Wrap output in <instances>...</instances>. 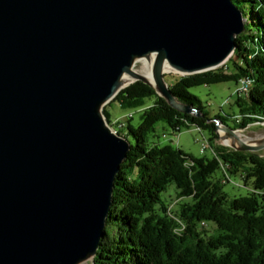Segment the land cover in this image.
<instances>
[{
    "label": "water",
    "instance_id": "obj_1",
    "mask_svg": "<svg viewBox=\"0 0 264 264\" xmlns=\"http://www.w3.org/2000/svg\"><path fill=\"white\" fill-rule=\"evenodd\" d=\"M247 27L233 0H0V264L94 259L131 150L103 114L124 75L192 113L163 64L212 70ZM153 53L156 86L133 69ZM217 129L233 149H264Z\"/></svg>",
    "mask_w": 264,
    "mask_h": 264
},
{
    "label": "trees",
    "instance_id": "obj_2",
    "mask_svg": "<svg viewBox=\"0 0 264 264\" xmlns=\"http://www.w3.org/2000/svg\"><path fill=\"white\" fill-rule=\"evenodd\" d=\"M233 1L248 23L236 38L238 60L229 58L235 71L184 74L168 84L192 113L173 108L142 80L129 83L105 105L108 122L107 106L113 102L138 112L139 119L135 124L132 117L120 132L131 141V150L116 175L105 236L91 264H264V194L259 193L264 191V157L216 144L218 124L229 126V118L233 130L264 123V0ZM244 76L251 85L237 95L233 115H210L201 98L189 91L228 80L238 84ZM157 123L172 134L201 128L209 134L213 154L196 157L172 143L160 144ZM222 163L231 178L243 182L235 187L245 194L226 191ZM170 185L175 194L164 200L161 194ZM173 202V212L186 225L180 234L168 213ZM209 222L215 233L203 232Z\"/></svg>",
    "mask_w": 264,
    "mask_h": 264
},
{
    "label": "rangeland",
    "instance_id": "obj_3",
    "mask_svg": "<svg viewBox=\"0 0 264 264\" xmlns=\"http://www.w3.org/2000/svg\"><path fill=\"white\" fill-rule=\"evenodd\" d=\"M237 54L232 53V55L229 57L233 59L234 61H237ZM229 58L220 66L214 68L218 69L219 71H222L223 73H231L234 70V67L229 61ZM228 65L226 67L225 65ZM142 62L141 59L137 60L134 65V70L139 71L141 69ZM213 70V69H212ZM183 74L181 73H166L164 74L165 81L170 84L171 82H175L179 77H181ZM238 86L237 83H235L233 80H228L221 83H213L210 85H198L195 87H192L189 89V91L198 97L201 98V101L203 103V106L205 107V110L210 113V115H226V114H236L238 112V107L235 105L237 93H236V87ZM109 113L113 118L111 120H115L127 112H129V109L120 107L117 103H112L111 105L107 106ZM134 120L133 123L137 124L139 119V113L135 112L133 114ZM227 124L231 127H233L232 119L227 120ZM218 126H222V123H219ZM221 130V129H219ZM217 129L218 139H216L217 145L222 146H228L231 147V144L226 143L223 137H220V132ZM241 131L243 135V139L246 141L251 142H260V140L264 139V123H254L250 124L247 128L243 129H237L236 131ZM156 131L158 135L160 136L159 142L160 144L165 143H172L174 146L180 147L182 150L186 151L188 154L192 156H204V155H212L213 151L210 148H207L206 151H202L201 144H203V137L208 139V133L205 131L199 132L196 128H190V129H184L178 134L179 143L176 142L177 139H175L174 142H172V136L173 134L171 131H169L166 126L163 123H157ZM167 134V137H163V134ZM226 133V132H225ZM260 156L264 157V149L257 151ZM222 173L219 172L217 176H221ZM175 186L170 185L169 188H167L166 191L162 192L161 196L162 198L169 199L170 197L174 196L175 194ZM241 188V187H239ZM236 188L231 183H226L225 189L227 192H229L230 195H234L235 193H244V189ZM203 232L206 234H212L216 232V227L214 226V223L209 222V224L205 225L203 227ZM92 259H89L88 261L82 263V264H91Z\"/></svg>",
    "mask_w": 264,
    "mask_h": 264
},
{
    "label": "bare ground",
    "instance_id": "obj_4",
    "mask_svg": "<svg viewBox=\"0 0 264 264\" xmlns=\"http://www.w3.org/2000/svg\"><path fill=\"white\" fill-rule=\"evenodd\" d=\"M140 59L142 62V66H141V69L139 71L137 70L136 72L138 74L143 75L146 80H148L150 83H152V85L156 86L157 82H156V79L154 77V72H153L155 59H156V53L150 54L148 57L145 56V57H142ZM161 71L163 74L171 73V72L179 73V72H177L175 67L172 66L171 64H169L168 62H165L163 64ZM135 80H136V77L134 75H130V73H126L124 75L123 85H127L128 83H132ZM250 85H251V81L248 79V81L246 82V86L244 87V93L247 92ZM237 95L242 96L243 94H237ZM219 132H220V135H222V136H224L226 134L225 131H223V129L219 130ZM235 133L238 137H240V138L243 137L240 130L235 131ZM224 141L228 144H231V145H233V144L238 145L239 144V140L236 137L230 136V137L226 138ZM248 143L257 144V142H251V141H249ZM168 213L170 214L171 218L176 220L178 223V226L175 228L176 233L180 234L181 232L185 231L186 225L184 224V222L180 218H175L176 216L174 214H171L170 212H168Z\"/></svg>",
    "mask_w": 264,
    "mask_h": 264
},
{
    "label": "built area",
    "instance_id": "obj_5",
    "mask_svg": "<svg viewBox=\"0 0 264 264\" xmlns=\"http://www.w3.org/2000/svg\"><path fill=\"white\" fill-rule=\"evenodd\" d=\"M248 81V76H244L240 79L239 83H238V86L236 87V93L237 94H244V87L246 86V82ZM135 112L134 111H129L127 112L126 114H124L123 116L117 118V119H113L109 122V125L111 126L110 128L112 129L113 133L115 134H119L121 136H123L122 133V130L127 126V122L128 120H130L132 117H133V114ZM199 132L202 133V129L199 128V127H195ZM178 134L179 132L177 133H174L173 136H172V142L176 140L177 143H179V139H178ZM163 137H167V134H163ZM203 144H201V149L202 151H206L207 148H209L210 146V142L208 139L204 138L203 137ZM222 171H223V177H222V180L224 183H231L232 185L236 186V187H242L243 186V182L242 181H239V180H235L233 178L230 177V174L227 170V164L225 163H222ZM259 193L261 194H264V191H259ZM175 203L177 202H173L169 205L168 207V212H170L171 214H174L176 217L175 218H180L178 215H176L174 212H173V206L175 205ZM204 223V222H203ZM202 223V224H203Z\"/></svg>",
    "mask_w": 264,
    "mask_h": 264
},
{
    "label": "crops",
    "instance_id": "obj_6",
    "mask_svg": "<svg viewBox=\"0 0 264 264\" xmlns=\"http://www.w3.org/2000/svg\"><path fill=\"white\" fill-rule=\"evenodd\" d=\"M111 118H113V117L111 116Z\"/></svg>",
    "mask_w": 264,
    "mask_h": 264
}]
</instances>
